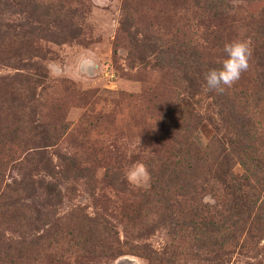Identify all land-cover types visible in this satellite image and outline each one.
<instances>
[{
  "label": "trees",
  "instance_id": "trees-1",
  "mask_svg": "<svg viewBox=\"0 0 264 264\" xmlns=\"http://www.w3.org/2000/svg\"><path fill=\"white\" fill-rule=\"evenodd\" d=\"M198 1L202 11L214 19L234 20L226 0ZM63 7L60 0H0V63L18 70L0 76V97L8 92L13 107L27 117L34 113V85L43 83L45 77L42 66L33 59L38 55L34 39L58 43L75 37L72 16L62 11ZM6 14L17 17L5 21ZM247 25L252 45L247 71L253 76L244 72L223 94L207 90L204 80L206 72L222 66L223 60L218 59L223 57L207 59L199 48L177 41L157 53V43L150 37L138 39L140 48L149 49L156 63L175 69L183 92L175 96L160 126L162 150L147 159L149 188L132 193L120 172L108 176L111 185L134 197V203L125 208L136 239L151 236L156 227L170 233L187 229L200 248L220 257L229 251V245L241 249L244 240L264 238V21ZM205 99H209L211 114L200 109ZM204 121L214 125L216 134L201 144L193 134ZM23 133L25 137L29 134L28 141L35 137L33 141L39 145L30 148L19 187L13 181L9 191L0 194L5 199L0 213L17 227L19 238H7L8 264H22L60 237L67 238L88 260L122 255L124 246L132 253L151 257L152 247L132 243L125 235L121 239L108 214H89L83 206L75 205L58 215L63 189L68 188L65 181L93 180V173L74 156H63L60 165L53 163L46 151L54 138L49 125L29 122ZM0 136L4 140L7 134L0 132ZM237 164L242 168L240 175L234 171ZM18 189L23 197L14 196ZM206 195L213 204L204 200ZM150 213L154 215L151 223H142L141 215Z\"/></svg>",
  "mask_w": 264,
  "mask_h": 264
},
{
  "label": "rangeland",
  "instance_id": "rangeland-1",
  "mask_svg": "<svg viewBox=\"0 0 264 264\" xmlns=\"http://www.w3.org/2000/svg\"><path fill=\"white\" fill-rule=\"evenodd\" d=\"M60 1L62 11L72 16L76 33L65 42L34 39L38 55L33 59L42 66L45 77L43 83L34 85L37 94L30 121L13 107L8 92L0 97V132L7 134L4 140L0 136V194L9 191L13 181L19 187L30 148L39 145L35 137L28 141L24 127L29 122L47 124L54 135L46 149L53 163L60 165L63 156H74L93 173V180L65 181L68 188L63 189L58 215L75 205L83 206L89 214H108L121 239L125 235L130 242L145 243L154 252L147 258L124 246L122 255L88 260L67 238L60 237L22 264H264V238L244 240L241 249L229 245V251L220 257L200 248L187 229L170 233L156 227L151 236L136 239L125 208L134 203L130 192L149 188L147 159L162 150L160 126L175 96L183 92L175 69L156 63L149 49L140 48L138 39L150 37L157 43V53L177 41L199 48L207 59L223 60L226 43L242 39L250 45L247 24L264 21V0H226L232 21L214 19L202 11L198 0ZM16 17L6 14L5 21ZM16 72V68L0 63V76ZM250 72L246 76H253ZM207 102L209 99L202 100L200 109L211 114ZM213 126L204 121L193 135L204 144L216 134ZM261 131L264 138V125ZM138 165L146 168L147 177L130 180L129 172ZM117 171L130 192L111 185L108 176ZM234 171L240 175L242 168L237 164ZM14 196L23 197V193L18 189ZM204 200L214 203L209 195ZM4 201L0 198V204ZM153 218L150 213L141 215L140 220L151 223ZM7 238L19 239L17 227L0 213V264H8Z\"/></svg>",
  "mask_w": 264,
  "mask_h": 264
},
{
  "label": "clouds",
  "instance_id": "clouds-1",
  "mask_svg": "<svg viewBox=\"0 0 264 264\" xmlns=\"http://www.w3.org/2000/svg\"><path fill=\"white\" fill-rule=\"evenodd\" d=\"M224 53L226 55L222 66L204 74L206 89L217 94H223L231 88L241 78L242 73L248 70L252 50L248 42L237 39L224 45ZM146 177L147 170L143 165H138L128 174V178L134 181Z\"/></svg>",
  "mask_w": 264,
  "mask_h": 264
}]
</instances>
